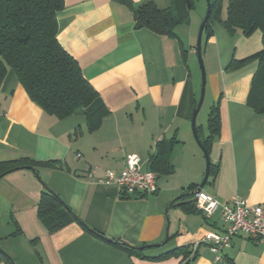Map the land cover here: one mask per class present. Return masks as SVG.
<instances>
[{
    "label": "crops",
    "instance_id": "crops-1",
    "mask_svg": "<svg viewBox=\"0 0 264 264\" xmlns=\"http://www.w3.org/2000/svg\"><path fill=\"white\" fill-rule=\"evenodd\" d=\"M129 1L137 6L148 0ZM153 1L158 7L168 4ZM63 2L55 18L59 45L76 59L108 113L91 132L81 111L59 120L29 99L15 72L7 70L0 85V161H36L40 179L30 169L0 179V227L9 231L0 240L15 242L0 248L17 264H264V243L243 233L232 237L221 261L214 260L207 237L223 230L219 213H188L171 204L189 185H198L203 174L190 131L196 100L191 59L208 1L196 0L188 21L174 27L173 36L136 28L125 0ZM225 7L224 0L222 18ZM202 39L210 107L219 104L220 132L208 155L215 174L205 184L208 191L201 190L222 201L238 195L264 203V114L246 103L256 63L227 69L232 59L262 48L261 33L228 34L213 22L211 34L203 33ZM160 140L174 141L168 157L172 172H155V193L122 197L116 186L97 183L103 169L122 170L130 153L147 169ZM46 161L56 166L43 165ZM44 186L85 226L107 238L135 247L152 245L144 251L147 256L185 246L195 257L129 256L76 221L49 231L37 216ZM194 191L180 202L195 200ZM17 227L20 233L13 235Z\"/></svg>",
    "mask_w": 264,
    "mask_h": 264
},
{
    "label": "trees",
    "instance_id": "trees-1",
    "mask_svg": "<svg viewBox=\"0 0 264 264\" xmlns=\"http://www.w3.org/2000/svg\"><path fill=\"white\" fill-rule=\"evenodd\" d=\"M125 1L132 10L136 28L144 27L166 36H173L174 27L188 21L189 13L196 3V0H168L166 6L158 7L153 0L137 6L130 4L129 0ZM207 1L209 12L203 30L205 36L211 34L213 22L220 23L228 34L240 31L245 36H251L254 31H260L262 48L245 58L232 59L227 64V69H236L245 63L255 61L256 69L251 76L246 103L256 113L264 114V0H225V18L221 16L224 0ZM63 5V0H0V85L7 70L12 69L29 99L42 111L59 120L81 111L86 117L87 130L91 132L99 127L100 120L108 113V109L98 96V92L84 77L76 59L59 45L55 18ZM217 103L209 109L206 129L208 134L202 137L198 131V137L208 152L211 142L220 132ZM173 144V140L158 141L155 144L156 152L150 158V166L147 169L158 174L172 172L168 157ZM37 164L36 161L23 158L0 161V179L12 171L29 169ZM42 164L54 167L56 161H46ZM214 168L215 165L211 163L209 176L215 174ZM206 182L208 183V180ZM197 186L189 185L171 204H179L188 213H202L195 200L180 202ZM37 202V216L49 231L76 221L97 239L104 240L129 256L151 260H163L179 254H183L184 259L195 257L194 250L185 246L157 256H147L144 251L152 245L135 247L117 239L107 238L104 234L85 226L59 196L50 190L42 188ZM15 229L13 235L19 234L20 229L18 227ZM0 261L10 264L1 248Z\"/></svg>",
    "mask_w": 264,
    "mask_h": 264
},
{
    "label": "built area",
    "instance_id": "built-area-1",
    "mask_svg": "<svg viewBox=\"0 0 264 264\" xmlns=\"http://www.w3.org/2000/svg\"><path fill=\"white\" fill-rule=\"evenodd\" d=\"M136 153L127 154L125 167L120 171L103 169L97 183L104 186L113 185L124 196L133 194L148 195L157 191V175L145 169ZM196 204L206 215L218 212L224 224L223 230L211 232L207 237L209 249L216 261H221L222 251L230 245L233 236L240 233L255 242L264 243V203L252 204L242 196H235L232 201H222L202 190L193 194ZM0 264H6L0 261Z\"/></svg>",
    "mask_w": 264,
    "mask_h": 264
},
{
    "label": "rangeland",
    "instance_id": "rangeland-1",
    "mask_svg": "<svg viewBox=\"0 0 264 264\" xmlns=\"http://www.w3.org/2000/svg\"><path fill=\"white\" fill-rule=\"evenodd\" d=\"M206 11H207V3H206L205 13H206ZM205 13H203L204 16H205ZM204 43H205V40L202 39V51H201V53L203 52ZM195 44H196V40H195ZM201 56H202V59H203V64H204L203 66H204V71H205V77H204L205 78V87H204V90H203L204 96H203L202 104H200L201 106H200V108H199V110L197 112V115L195 117L196 118L195 119V124H196V126L200 127V130H199L200 131V135L203 137V136H206L208 134V130H206L207 129V118H208L207 116H208V113H209L210 105L213 103V101H212V98H211V92H210V87H209V82H208V74H207V69H206L203 53H202ZM191 61H192V64H193L192 65L193 66V70H194L193 71V76H194V79H195V86H196V91H194V92L196 94V100H198L199 96H200V92L199 91L201 90V81H202V79H200L201 78V70H200V66H198L199 65V61H198V57H197L196 53L193 54V57H192ZM192 139H193L192 140V145H193V147H196V149L199 151V153L201 155L200 157L202 159L203 174H202V177H201V179L199 181V182H201L203 177H204L205 159H204V156H203V151H202L200 145L197 144V141L195 140L193 133H192ZM208 189H209L208 185H205L202 190L208 191ZM7 232H9V231H4L0 227V236L3 233L7 234ZM10 243L12 244V243H15V242H12V240H10V238L7 239V240L6 239H1L0 240V245L4 249H6L7 245H9ZM21 250H22V252H24L23 247H21ZM18 264H22V261H19Z\"/></svg>",
    "mask_w": 264,
    "mask_h": 264
},
{
    "label": "water",
    "instance_id": "water-1",
    "mask_svg": "<svg viewBox=\"0 0 264 264\" xmlns=\"http://www.w3.org/2000/svg\"><path fill=\"white\" fill-rule=\"evenodd\" d=\"M208 12H209V3H207V11L205 13V16L202 20V22L200 23V26H198V32H197V37H196V44H195V48H196V52L197 53V57H198V61H199V65L200 66V70H201V78L202 81H201V90L199 91L200 92V96H199V99L198 100H195V103L193 104L194 107L192 109V116L190 117L191 118V128H192V132H193V135H194V138L195 140L197 141V144L200 145L202 151H203V156H204V159H205V171H204V177L202 179L201 182H199L197 188L195 189L194 193L195 192H198L200 191L204 185L206 184V181L208 180V177H209V168H210V164H211V160H210V156L209 155V152L207 151V149L204 147V145L202 144V141L200 140V138L198 137V134H197V129H196V124H195V117L197 115V112L200 108V104H202V100H203V96H204V87H205V71H204V64H203V59H202V35H203V30H204V26H205V23L207 21V18H208ZM33 173L34 175L40 179V177L38 176V173L37 171H35V168L34 167H30L29 168ZM45 188L44 189H47V190H50L48 189V187L44 186ZM51 191V190H50ZM53 192V191H52ZM4 256H6L8 262L10 264H17L15 262V260L10 256V255H7L6 252H4Z\"/></svg>",
    "mask_w": 264,
    "mask_h": 264
}]
</instances>
